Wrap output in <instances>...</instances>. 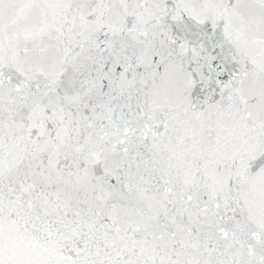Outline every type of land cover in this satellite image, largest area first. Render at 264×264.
<instances>
[{"label": "snow or ice", "instance_id": "snow-or-ice-1", "mask_svg": "<svg viewBox=\"0 0 264 264\" xmlns=\"http://www.w3.org/2000/svg\"><path fill=\"white\" fill-rule=\"evenodd\" d=\"M0 264H264V0H0Z\"/></svg>", "mask_w": 264, "mask_h": 264}]
</instances>
